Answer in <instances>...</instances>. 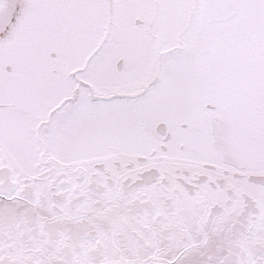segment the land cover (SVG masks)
I'll list each match as a JSON object with an SVG mask.
<instances>
[{"label": "snow or ice", "instance_id": "1", "mask_svg": "<svg viewBox=\"0 0 264 264\" xmlns=\"http://www.w3.org/2000/svg\"><path fill=\"white\" fill-rule=\"evenodd\" d=\"M0 264H264V0H0Z\"/></svg>", "mask_w": 264, "mask_h": 264}]
</instances>
